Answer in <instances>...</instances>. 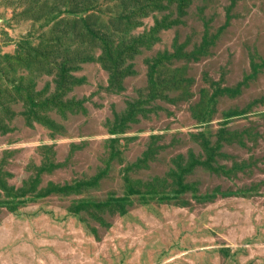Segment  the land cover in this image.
Segmentation results:
<instances>
[{
	"label": "rangeland",
	"instance_id": "rangeland-1",
	"mask_svg": "<svg viewBox=\"0 0 264 264\" xmlns=\"http://www.w3.org/2000/svg\"><path fill=\"white\" fill-rule=\"evenodd\" d=\"M154 2L0 0V264H264V0Z\"/></svg>",
	"mask_w": 264,
	"mask_h": 264
},
{
	"label": "trees",
	"instance_id": "trees-1",
	"mask_svg": "<svg viewBox=\"0 0 264 264\" xmlns=\"http://www.w3.org/2000/svg\"><path fill=\"white\" fill-rule=\"evenodd\" d=\"M155 0H146V2H150L151 3V8L149 9V10H151V9H160L161 8V6H162V4L159 2V3H156V2H154ZM171 1V0H170ZM174 1H176L177 2V5H179V6H183L188 0H174ZM147 8H149V7H147V6H139L138 7V9L140 10V11H145V10H147ZM127 16V21L128 22H130V16H128V15H126ZM173 200V199H172ZM126 201V199L125 198H119V199H112L111 200V202H115V203H118V204H123L124 202ZM88 205H91V203H89ZM94 206H96V207H102L103 205H94Z\"/></svg>",
	"mask_w": 264,
	"mask_h": 264
},
{
	"label": "bare ground",
	"instance_id": "bare-ground-1",
	"mask_svg": "<svg viewBox=\"0 0 264 264\" xmlns=\"http://www.w3.org/2000/svg\"><path fill=\"white\" fill-rule=\"evenodd\" d=\"M149 17H150V16H149ZM149 17H148V18H149ZM151 22H152V21H151ZM217 207H218V206H217ZM213 208H214V207H213ZM222 213H224V210H223V212H222Z\"/></svg>",
	"mask_w": 264,
	"mask_h": 264
}]
</instances>
